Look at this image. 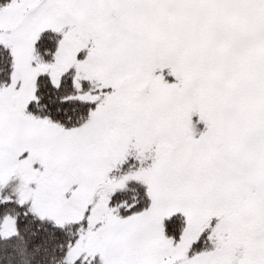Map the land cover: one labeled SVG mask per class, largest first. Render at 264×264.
<instances>
[{"label":"snow or ice","instance_id":"snow-or-ice-1","mask_svg":"<svg viewBox=\"0 0 264 264\" xmlns=\"http://www.w3.org/2000/svg\"><path fill=\"white\" fill-rule=\"evenodd\" d=\"M0 264H264V0H0Z\"/></svg>","mask_w":264,"mask_h":264}]
</instances>
